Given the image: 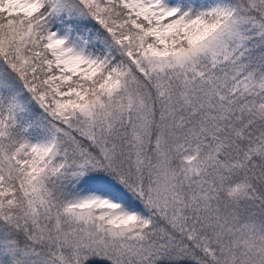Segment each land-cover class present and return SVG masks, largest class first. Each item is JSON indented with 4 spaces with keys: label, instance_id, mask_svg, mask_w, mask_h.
Listing matches in <instances>:
<instances>
[{
    "label": "snow or ice",
    "instance_id": "obj_1",
    "mask_svg": "<svg viewBox=\"0 0 264 264\" xmlns=\"http://www.w3.org/2000/svg\"><path fill=\"white\" fill-rule=\"evenodd\" d=\"M0 264H264V0H0Z\"/></svg>",
    "mask_w": 264,
    "mask_h": 264
}]
</instances>
